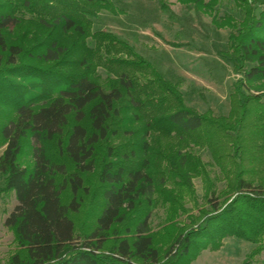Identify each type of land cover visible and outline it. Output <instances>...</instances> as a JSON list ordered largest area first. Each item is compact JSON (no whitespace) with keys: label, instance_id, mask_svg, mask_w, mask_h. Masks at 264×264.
I'll return each instance as SVG.
<instances>
[{"label":"trees","instance_id":"1","mask_svg":"<svg viewBox=\"0 0 264 264\" xmlns=\"http://www.w3.org/2000/svg\"><path fill=\"white\" fill-rule=\"evenodd\" d=\"M183 1L207 12L233 3L235 16L213 17L232 29L229 48L242 74L227 117L188 107L133 46L92 31L101 12L116 11L112 0H0V193H15L5 224L19 247L4 264H191L230 236L255 245L240 264L264 252V0ZM256 82L260 94H247ZM157 135L179 138L177 150L151 145L147 138ZM188 138L227 172L230 203L220 202ZM115 139L123 141L114 146ZM26 146L28 165L20 159ZM199 174L211 211L179 227L184 185L167 184ZM86 197L93 227L78 236L73 216ZM159 204L165 218L153 231Z\"/></svg>","mask_w":264,"mask_h":264},{"label":"rangeland","instance_id":"2","mask_svg":"<svg viewBox=\"0 0 264 264\" xmlns=\"http://www.w3.org/2000/svg\"><path fill=\"white\" fill-rule=\"evenodd\" d=\"M112 2L116 11L101 12L93 19L92 31H110L133 46L135 51L151 62L166 80L176 84L188 107L199 113L210 110L215 117L229 116L232 96H237L236 88L242 74L236 70L237 61L229 48L232 29L229 26H217L213 17L222 20L227 15L235 16L232 1H224L212 12L195 10L193 5L183 0H112ZM88 41L91 43L90 38ZM98 70L106 77L102 68ZM258 84L260 83H253L249 89L246 88L249 85H245L243 89L247 94L257 95L260 93L256 92L254 86ZM227 132L229 135L234 134L232 131ZM147 139L151 145L155 141L158 147L167 146L172 151L177 150L180 142L179 138L171 136L162 138L157 135ZM188 140V150L201 157L216 190L215 193L217 196L220 192L223 194L219 197L220 202L230 203L234 196L222 192L228 190L227 172L223 173L218 168L209 147L198 146L191 138ZM122 141L115 139L113 145L118 146ZM4 148L5 146L0 148V155ZM250 152L251 148H248L243 157L251 158ZM20 159L24 165L31 163V150L28 146ZM162 164L166 165V162ZM191 176L190 181H185V177L176 175L173 181L167 184L168 188H175L177 182L184 185L183 194L186 197L183 204L186 212L177 217V225L182 228L191 226L192 220L196 223L201 222L211 211L204 176L200 174ZM248 176L252 174H245V177ZM90 182L95 184L94 176L90 178ZM3 185L4 177L0 174V189ZM17 203L13 191L0 193V264L6 263L10 256L19 250L14 231L5 224ZM90 206L91 201L88 198L81 212L73 216L78 236L87 232L93 224L94 209ZM165 213L166 210L161 204L154 209L151 216L153 231L161 227ZM220 243V248L216 250H202L191 264H240L255 247L253 243L231 236L224 238ZM254 260L255 264L264 261V252L257 255Z\"/></svg>","mask_w":264,"mask_h":264}]
</instances>
